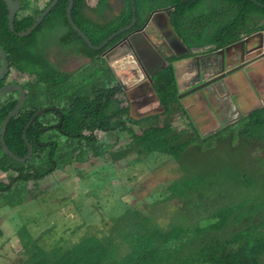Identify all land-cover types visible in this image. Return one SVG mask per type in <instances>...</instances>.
<instances>
[{"label":"trees","instance_id":"1","mask_svg":"<svg viewBox=\"0 0 264 264\" xmlns=\"http://www.w3.org/2000/svg\"><path fill=\"white\" fill-rule=\"evenodd\" d=\"M19 1L21 10L15 19V33L30 28L52 0L47 4H44L45 0ZM101 1L99 9H105L108 0ZM157 1L176 5L172 20L188 47L213 44L214 50H219L246 33L264 29V22L259 23L264 18V7L251 0ZM258 1L264 4V0ZM86 2L75 0L73 19L95 45L102 44L133 20V10L129 7L113 21L92 22L85 15ZM152 3L153 0H136L140 21L150 12ZM68 7L69 0H60L33 34L19 37L9 31L7 6L0 0V46L7 53L9 66L19 76L28 77L24 86L29 99L5 131L8 149L19 158L27 155L24 128L39 109L46 107L48 90L57 95L69 87V95L79 99V105L74 106L67 116V132L53 130L51 145L47 144V133L43 130L45 114L29 127L28 138L34 147L31 160L22 163L7 157L0 144V171L6 174L7 179L6 182L0 181V209L23 205L30 195L33 199L39 198L35 190L40 189L43 180L75 163L86 164L93 158L108 157L118 163L133 155L181 161L189 147L198 143L200 132L197 126L177 129L170 119L158 124L152 121L158 116L140 120L131 117L130 102L123 86L101 56L102 52L91 51L72 29ZM49 21L52 22L51 28H70L61 41L64 50H72L89 61L69 75L72 78L69 84L62 83L65 75L60 66L39 50L37 44L36 34L45 29ZM175 59V56L171 58L170 65L154 78L155 90L169 110L178 107V87L172 64ZM119 94H124L126 100H122ZM16 101L8 98L0 103V129L5 115ZM84 102L91 103L92 113L89 108L82 109ZM180 113L187 114L184 107ZM140 126L143 130L138 134L136 128ZM125 132L130 133V142L120 151H114ZM109 137L115 140L114 144H110ZM216 140L230 142L231 145L237 142L242 146L264 141V108L250 112L216 134L208 135L203 143L210 142L212 148L214 145L211 143ZM183 169L191 170L187 166ZM202 177L198 174L193 182L186 179L181 183L173 182L180 194L165 200L189 199L194 206L187 218L182 217L186 222L160 225L151 217H141V211L132 207L116 219V235L113 237H86L73 246L57 245L51 250L21 225L26 240H29L23 246L24 254L29 257L26 264H264V217L253 216L255 208H247V202L225 204L223 198L207 194L202 189L204 184H197ZM188 188L193 190L192 194L185 191ZM206 207H210V214L204 217L202 210ZM204 219L206 222L202 223ZM3 227L0 224V248L4 244Z\"/></svg>","mask_w":264,"mask_h":264},{"label":"rangeland","instance_id":"2","mask_svg":"<svg viewBox=\"0 0 264 264\" xmlns=\"http://www.w3.org/2000/svg\"><path fill=\"white\" fill-rule=\"evenodd\" d=\"M49 1H44V4ZM87 1L89 4L90 0ZM122 2L118 1V11ZM125 4L132 7L134 0ZM51 25L49 21L45 29L36 34L39 50L57 53L56 48H60L66 52L61 40L70 32V28H51ZM52 61L56 60L52 58ZM119 66H122L119 71L123 79L128 81L123 73L129 72V67L126 68L124 63ZM251 79L264 84V73H255ZM218 82L214 83V88ZM208 88L181 99L187 110L185 118L163 113L157 118L158 121L163 123L169 116L178 129H189V125L195 124L201 134H209L204 129L206 125L199 123L197 115L201 109L206 111L205 103L197 97L208 98ZM119 97L126 100L124 94H119ZM228 121L229 117L225 115L223 122ZM136 130L141 133L142 128L137 127ZM98 137H102L101 134ZM130 140V133L125 132L113 150L120 151ZM108 141L115 143L112 137ZM213 145L211 148L210 142L194 143L181 161L156 156L141 159L138 155L118 163H113L110 157L91 158L86 164L75 163L65 171L54 173L40 183V189L35 190L39 198L33 199L30 195L31 200L23 205L0 209V224L5 232L4 244L0 248L3 255L0 264H16L28 258L23 246L29 240H26L23 226L28 234L50 250L57 245L73 246L86 237H113L116 235V219L132 207L141 211V217H151L160 225L186 222L182 221V217L187 218L194 206L189 199L177 197L171 201L165 200L171 195L180 194L173 182L193 180L198 174L203 175L202 189L207 194L223 198L225 204L247 202V208H255L253 216L264 217V141L242 146L237 142L231 145L230 142L216 140ZM186 166L191 170L184 171ZM5 176L3 174L4 179L0 180H5ZM185 191L189 194L193 192L191 188ZM202 211L205 217L210 214V207ZM205 222L206 219L202 221Z\"/></svg>","mask_w":264,"mask_h":264},{"label":"water","instance_id":"3","mask_svg":"<svg viewBox=\"0 0 264 264\" xmlns=\"http://www.w3.org/2000/svg\"><path fill=\"white\" fill-rule=\"evenodd\" d=\"M5 2L8 10V29L11 32H15V19L17 17L18 12L21 10V3L19 0H2ZM195 0L194 2H196ZM260 5L261 7H264V4L259 2L258 0H251ZM59 2V0H53L50 3V6L36 19V21L33 23V25L28 28L26 31L17 33L16 35L19 37H27L33 34L38 27L42 24V22L45 20V18L49 15L51 10L56 6V4ZM135 4V2H134ZM73 5L74 0H70V6L68 10V17L70 20V23L72 25V28L78 33L79 36L82 37V39L88 44V46L93 51H101L104 47L108 46L111 41H113L115 38L119 37L123 33L127 32L131 28L134 27L136 18L132 25L126 26L116 32H114L112 35H110L102 44L94 45L87 34L78 27L72 17L73 12ZM172 9H175V6L156 11V15L160 13L167 12V17H165L166 22L164 24H160L157 22V19L153 18V21L156 23L157 27L159 28L160 32L163 33V36L167 43L173 48L175 51L176 56L180 55H187L191 53V50H189V47L185 43V41L182 39L181 36L176 32L174 29L172 22H171V14ZM136 11V8H135ZM139 30L134 31L133 33L127 35L124 37L123 40L119 41L118 43L114 44L108 54L107 59L111 64V69L120 81V83L123 85L124 90L126 91L129 100H130V113L131 117L135 119H141L144 117H148L160 112H163L165 110L164 106L160 102L154 88H153V79L152 76L156 75L157 73L162 72L166 65H165V59L164 57L156 50L155 47H152L146 38L139 32ZM259 36V43L256 40H254L252 43L249 42L250 38H257ZM261 42V43H260ZM263 43V32L259 31L256 33H253L251 35H248L241 40L234 42L228 46L220 48V50L215 52V55L218 57L217 63L222 65V69L219 72H213L203 80L207 79L208 77L214 76L217 73L223 72V68L225 65L229 62L230 58L233 56L231 54L232 48L236 46H240L241 51L243 53H251V52H257L259 54L258 58H262L264 54H261V47L259 45H262ZM131 46L134 48V52L137 54L138 60L141 63V65L149 71V81H141V78H138L137 74H133V72H125L123 75H125V78L128 79V81H125L122 77V74L120 73L119 69L122 68V66H119L121 63H124V66L127 68L129 65L133 62L134 56H128L124 57L123 59H120L121 57L127 55L129 53V48L132 50ZM249 48V50H248ZM113 51V52H112ZM7 54L3 50L2 46H0V82L3 81V79L6 77L9 71V65L7 61ZM196 59V58H195ZM198 62H201V58L198 59ZM176 65V64H175ZM152 66H155L152 68ZM177 71V69H176ZM202 72V70H200ZM232 72H228L226 74H219L215 77H211L209 80L205 81L203 84L195 87L193 90L188 91V94H193L195 91L204 89L214 83L217 80L223 79L226 75L231 74ZM178 77V75H177ZM131 82V84H130ZM16 90L19 93L18 102L15 105V107L8 112L7 116L4 119V122L2 124L1 128V145H2V151L9 157H11L13 160L25 163L32 158L33 154V146L28 140L27 137V130L28 127L31 125V123L38 118L41 114H43L46 110H49V108H43L37 111L33 118L30 119L27 126L25 127L24 133H23V140L25 142V145L27 147V155L24 158H19L15 156L11 151H9L4 143V132L7 123L9 120H11L13 117H15L20 110L23 108L25 101H26V91L24 87L21 84H15V85H5L0 87V99L5 96V94L9 91ZM152 103H158V107H154L153 109H149L147 111H144L143 107L147 104ZM54 108V107H53ZM63 114V112H61ZM62 123H60V127L62 126Z\"/></svg>","mask_w":264,"mask_h":264},{"label":"flooded vegetation","instance_id":"4","mask_svg":"<svg viewBox=\"0 0 264 264\" xmlns=\"http://www.w3.org/2000/svg\"><path fill=\"white\" fill-rule=\"evenodd\" d=\"M182 1L185 3L187 2V0H182ZM173 5L175 6V9H176L175 4H168V3L158 2L157 0H153L151 10H150V14L147 16V18L145 20V24L148 25L149 30L152 31V34L150 35L151 42H153L157 46L160 53L166 58L167 65H169L170 59L175 56L176 59L172 61L173 66H174V64H179L180 66H182V63L184 62V64H186L185 68H183L184 70L195 72L194 73L195 79H189L188 83H193L194 81L200 82V81H202V79L206 78L207 76H209L213 72H219L222 69V65H220L216 61V60H218V57L215 55V50L212 47L214 45L208 44V45L203 46V47H189V50H191V53H189L187 55L183 54L180 56H176L175 51L167 43L163 34L160 32L159 28L155 24V22L152 19H149L150 15H151V18L157 19L158 23L164 24V22H166L165 17H167L168 13L164 12V13H160V14L156 15V13H157L156 11L171 8V7H173ZM175 9H172V10H175ZM172 12H174V11H172ZM172 16H173V13L171 14V20H172ZM172 25L175 28L173 20H172ZM175 30L178 33L176 28H175ZM256 31H258V30H256ZM259 31H262L263 35H264V29L259 30ZM246 34H249V33H246ZM246 34H244L242 37L246 36ZM256 39L259 43V37L250 38L249 42L252 43ZM261 47L264 48V42L261 45ZM248 50H249V48H248ZM231 51H232L231 54H233V57L229 63V66L227 68L225 67L224 70L226 72L241 71L247 77H250L251 74L253 73V71L255 70V68L258 66L259 58L255 61H252V60L256 59L257 57H255L254 55L250 57L246 53L244 54L241 51L240 46H236V47L232 48ZM262 53H263V50H262ZM129 54H133V52H132V50H130V48H129V53L127 55H129ZM108 55H110V53ZM108 55H107V57H108ZM199 58H201L200 63L198 62ZM58 62H59L58 65L61 68V72L65 75L64 78L62 79V83L63 84H69V82L72 81V78L69 75L71 73H73L74 71H76L79 66L86 65L89 61L87 59H82L81 57L77 56L74 51L70 50V51H67V53L65 55L58 56ZM200 70H202V72H200ZM13 72L16 74L17 77L11 78V76H8L4 81H1L0 87L4 86L6 84H11V83H21V85L25 88L24 84L28 82V79H27L28 77L25 78L23 76H19L18 73H16L14 70H13ZM64 89H65V91L59 92L57 95L54 94L50 90L47 91L46 108H51V107L56 108L55 110H47L44 113L45 116H44L43 130L47 133V136H48L47 144L48 145H51L53 143V141H52V137H53L52 131L53 130H58L59 132H62V133L67 132V126H65V125H67V123H66L67 116H68V114H70L72 112V108L74 106L79 105V99H76V98L69 95V87H65ZM25 90H26V102H27L29 99V96H28L27 88H25ZM57 96H58V98H57ZM18 97H19L18 91H13L11 93L5 94V96L0 100V103L7 101L8 98H14L18 101ZM87 103L88 102H84L82 109L84 107L89 108V112L92 113L94 108H92L89 105L91 103H88V104ZM205 107H206V111H203L201 109L200 111H197V115H198V117L208 116L217 122V124L215 126L216 132L213 134H216L218 132V130L224 128L226 125L229 124V123H224L219 118V116L216 114V112L210 106V104L208 102L205 104ZM60 110L65 113L64 118H63V115L61 114ZM85 112H86V109H85ZM62 118H63V120H62ZM62 121H63V123H62V126L60 127L59 125ZM208 135H211V134H207L205 137L208 138Z\"/></svg>","mask_w":264,"mask_h":264},{"label":"clouds","instance_id":"5","mask_svg":"<svg viewBox=\"0 0 264 264\" xmlns=\"http://www.w3.org/2000/svg\"><path fill=\"white\" fill-rule=\"evenodd\" d=\"M46 1V0H45ZM53 1V0H52ZM51 1V2H52ZM60 1V0H59ZM118 1L119 0H108V3H107V7L105 8V9H99V6H101V4H102V1L101 0H90L89 1V4H88V1L86 2V4H87V9L85 10V15L87 16V18L90 20V21H92V22H95V23H106V21H113V20H115V19H117V18H119L120 16H122L126 11H127V9L129 8L126 4H125V2H127V0H121V1H123L122 2V4L119 6V8H120V11H118L117 9H116V6H117V4H118ZM195 1V0H194ZM193 1V2H194ZM198 1V0H197ZM196 1V2H197ZM50 2V3H51ZM134 2H135V4H133V6H132V10H133V20L131 21V23H129L128 25H126V26H129V25H132L133 24V22H134V20H135V18H136V22H135V25H134V27L133 28H131L130 30H128L127 32H125V33H123L122 35H120L119 37H117V38H115L114 40H116V39H118L114 44H116V43H118L119 41H121V40H123L124 39V37H126L127 35H129V34H131V33H133L134 31H136V30H139L140 29V33L146 38V40L148 41V43L152 46V47H155L156 48V50L160 53V51L158 50V48H157V46L153 43V42H151V38H150V35L152 34V31H150L149 30V28H148V25H146L145 24V20H146V18H147V16L150 14V12L147 14V15H145V17H144V20H142V21H140L139 20V18H138V8H137V6H136V0H134ZM196 2H194V3H196ZM59 3V2H58ZM57 3V4H58ZM57 4H56V6H57ZM74 5H75V0H74ZM74 5H73V8H74ZM50 6V4L47 6V8ZM55 6V7H56ZM69 6H70V0H69ZM174 6V5H173ZM54 7V8H55ZM46 8V9H47ZM135 8H136V11H135ZM45 9V10H46ZM44 10V11H45ZM68 10H69V7H68ZM176 10V9H175ZM175 10H172V11H175ZM173 13V12H172ZM72 17H73V12H72ZM153 17V16H152ZM68 19H69V17H68ZM149 19H152L153 20V18H151V15H150V17H149ZM74 20V19H73ZM260 20H262V22L260 23V24H262L263 22H264V18H262V19H260ZM69 22H70V20H69ZM75 22V21H74ZM171 22H172V20H171ZM76 24V23H75ZM156 24V23H155ZM70 25H71V23H70ZM77 25V24H76ZM72 26V25H71ZM78 26V25H77ZM126 26H124V27H126ZM79 27V26H78ZM124 27H122V28H124ZM81 28V27H80ZM122 28H120V29H122ZM73 29V28H72ZM119 29V30H120ZM175 29V28H174ZM74 30V29H73ZM261 30H263V29H261ZM75 31V30H74ZM84 31V30H83ZM150 31V32H149ZM76 32V31H75ZM85 32V31H84ZM256 32H259V30L258 31H253V32H251V33H249V34H246V36H248V35H251V34H253V33H256ZM12 33H14L15 35L17 34V33H15V32H12ZM86 33V32H85ZM76 34L78 35V33L76 32ZM163 34V33H162ZM17 36V35H16ZM79 36V35H78ZM88 36V35H87ZM180 36V35H179ZM246 36H244V37H246ZM79 37H81V36H79ZM244 37H242V38H244ZM257 37H259V36H257ZM82 38V37H81ZM241 38V39H242ZM90 39V38H89ZM241 39H239V40H241ZM113 40V41H114ZM239 40H237V41H239ZM62 41V40H61ZM84 41V40H83ZM113 41H111V42H113ZM236 41V42H237ZM85 42V41H84ZM92 42V41H91ZM110 42V43H111ZM263 42H264V35H263ZM86 43V42H85ZM93 43V42H92ZM186 43V42H185ZM261 43V42H260ZM87 44V43H86ZM114 44H109L108 46H106V47H104L103 48V50H101V51H93V50H91V48L88 46V44H87V46L90 48V50L91 51H93V52H102L101 53V56L102 57H104L105 58V60H106V62L109 64V66H110V68H111V64H110V62L107 60V55H108V52H109V50H110V48L114 45ZM232 44V43H231ZM263 44V43H262ZM95 45V44H94ZM230 45V44H229ZM228 46V45H227ZM260 47H261V45H259ZM3 48V47H2ZM131 48H132V52H133V54H129V55H125V56H123V57H121L120 59H123L124 57H128V56H131V55H133L134 56V60H133V62L129 65V71H131V72H133V74H137V76H138V78H141V81L143 82V81H149V79H148V77H149V71H147L142 65H141V63L139 62V60H138V57H137V54L134 52V48L131 46ZM3 50H4V48H3ZM219 50H220V48H219ZM262 50H263V53H262ZM216 51H218V50H215V52ZM56 52L57 53H53L51 50H46L45 51V53L46 54H48L49 55V57H50V59L52 60V58L54 59V60H56V61H54V62H57L58 64H59V62H58V55L57 54H59V53H61V54H64V53H67V52H62L61 50H60V48H56ZM6 53V52H5ZM7 54V53H6ZM161 54V53H160ZM245 54V53H244ZM248 56H255V57H257L256 59H254V60H252V61H255V60H257L258 59V57H259V54L257 53V52H251V53H246ZM261 54H264V48H262L261 47ZM162 55V54H161ZM163 56V55H162ZM164 57V56H163ZM233 57V56H232ZM232 57L230 58V60H229V62L225 65V67L227 68L228 66H229V63H230V61H231V59H232ZM7 59V58H6ZM164 59H165V65H166V67H168L169 65H170V63H169V65H167V60H166V58L164 57ZM251 61V62H252ZM250 63V62H249ZM259 64H261V66H263L264 67V55H263V57L262 58H259ZM8 65H9V63H8ZM176 66H179V64H174V70H175V72L177 73L176 74V81H177V87H178V107H177V109L176 110H169L168 108H167V106L162 102V100L160 99V97H159V95H158V93L156 92V90H155V87H154V83H153V88H154V90H155V92H156V94H157V96H158V98H159V100H160V102L162 103V105L164 106V108H165V110L163 111V112H160V113H157V114H154V115H151V116H158L159 117V115H161V114H165V115H179L180 117H186V115L185 114H181L180 113V110L182 109V107H184L183 106V104H182V101H181V99H185L186 97H188V96H191V95H193V94H195V93H197V92H199V91H201V90H198V91H195V93H193V94H188L187 92L188 91H191V90H193L195 87H197V86H199V85H201V84H203L205 81H207V80H209L211 77L213 78V77H215V76H217V75H219V74H226V73H228V72H226L224 69H225V67L223 68V72L221 71L220 73H217L216 75H214V76H211V77H208L207 79H205V80H203L202 79V81H200V82H196V81H194L193 83H188V80L189 79H195V76H194V73L195 72H192V71H188V70H184L183 68H185V66H186V64H184V62L182 63V66H181V70H180V72L182 71V73L180 74V77H179V72H177L176 71ZM155 66H152V68H154ZM165 67V68H166ZM230 72H232L231 74H229V75H226L223 79H220V80H217V81H215L214 83H216V82H218V84H217V86L214 88V86H215V84L214 83H212L211 85H209L208 87H206V88H208V90H209V92H208V98H203V97H197V99H201L202 100V102H204L205 104L208 102L209 104H210V106L214 109V111L216 112V111H218V108H219V106H218V99H223L224 97H225V95H224V91L225 90H227V88H221V83H225V80L227 79V78H229V77H231V76H233V75H235V74H237V73H240L241 71H230ZM159 73H157L156 75H154V76H152V79H153V82H154V78L158 75ZM177 75H178V77H179V80H178V77H177ZM8 76H11V78H14V77H17L16 76V74L13 72V70H12V68H11V66H9V71H8V74L6 75V77L3 79V81L8 77ZM211 78V79H212ZM249 78V80H250V83L251 84H253V82H252V79H251V76L250 77H248ZM118 79V78H117ZM183 79H185V84L184 85H182L183 83H182V80ZM210 79V80H211ZM119 81V80H118ZM180 81H181V85H180ZM120 82V81H119ZM1 83V82H0ZM15 84H17V83H11V84H9V85H15ZM18 84H21V83H18ZM6 85H8V84H6ZM122 85V84H121ZM5 86V85H4ZM123 86V85H122ZM2 87V86H1ZM25 89V88H24ZM124 89V88H123ZM184 89H187L186 90V92L185 93H183V94H181V91H183ZM205 89V88H204ZM13 91H16V90H12V91H9V92H7V93H11V92H13ZM26 91V90H25ZM124 92H125V94L127 95V93H126V91L124 90ZM6 93V94H7ZM181 94V95H180ZM128 96V95H127ZM213 96H215V98H213ZM4 97V96H3ZM2 97V98H3ZM1 98V99H2ZM0 99V100H1ZM128 99H129V97H128ZM17 102L18 101H16V103H15V105L17 104ZM129 102H130V100H129ZM25 104H26V101H25ZM25 104H24V106H25ZM15 105L11 108V109H9V111H11L14 107H15ZM158 103H152V104H147V105H145L144 107H143V109H144V111H147V110H149V109H153L154 107H158ZM24 106H23V108H24ZM222 106H224L225 108L226 107H228V105H226V104H222ZM23 108L20 110V112L23 110ZM44 108H46V107H44ZM264 108V104H262V105H259V106H257V107H254V108H251V109H249V110H247V111H242V110H234L233 111V113H234V115H233V117L228 121V122H226V123H237L242 117H245V116H247L250 112H252V111H254V110H259V109H263ZM43 109V108H42ZM56 108L54 107V108H49V110H55ZM184 109L186 110V108L184 107ZM40 110V109H39ZM38 110V111H39ZM130 110H131V107H130ZM8 111V112H9ZM47 111V110H46ZM45 111V112H46ZM20 112L17 114V115H19L20 114ZM44 112V113H45ZM60 112H63V111H61L60 110ZM186 112H187V110H186ZM43 113V114H44ZM8 114V113H7ZM7 114L5 115V117L7 116ZM43 114H41V115H43ZM62 114V113H61ZM64 112H63V118H64ZM131 114V113H130ZM16 115V116H17ZM35 115V114H34ZM40 115V116H41ZM15 116V117H16ZM151 116H148V117H151ZM5 117H4V119H5ZM15 117H13V118H15ZM34 116H32L31 118H33ZM148 117H144V118H148ZM158 117H156V118H154L152 121L153 122H157L158 124H162L160 121H158ZM12 118V119H13ZM30 118V119H31ZM63 118H62V120H63ZM203 118H205L204 116H202V117H199V123H201L202 124V119ZM206 118H209L208 116H206ZM11 119V120H12ZM30 119H29V121H30ZM37 119V118H36ZM35 119V120H36ZM135 119V118H134ZM141 119H143V118H141ZM166 119H169V116L166 118ZM165 119V120H166ZM11 120H9V122H11ZM34 120V121H35ZM137 120H140V119H137ZM164 120V121H165ZM28 121V122H29ZM33 121V122H34ZM164 121H163V123H164ZM3 122H4V120H3ZM3 122H2V124H3ZM8 122V123H9ZM33 122L31 123V125L33 124ZM63 122V121H62ZM8 123H7V125H6V128H5V131H6V129H7V126H8ZM28 124V123H27ZM27 124H26V126H27ZM172 124H173V122H172ZM30 125V126H31ZM25 126V127H26ZM29 126V127H30ZM189 126H191V128H193V126H195L196 127V125L194 124V125H189ZM29 127H28V129H29ZM1 128H2V125H1ZM140 128H142L141 126H140ZM178 129V128H177ZM205 130H207V131H209L210 133L209 134H213V133H215L216 132V129H215V127H212L211 129L209 128V127H205L204 128ZM24 130H25V128H24ZM143 130V129H142ZM142 132V131H141ZM200 132V131H199ZM24 133V132H23ZM136 133H138L137 131H136ZM138 134H140V133H138ZM4 135H5V132H4ZM206 136V135H205ZM203 134H201L200 133V136H199V140H198V142H200V143H203V141L205 140V137ZM27 137H28V130H27ZM28 140H29V138H28ZM30 142V141H29ZM213 142L214 141H212V145H213ZM4 143H5V140H4ZM0 144H1V129H0ZM5 145H6V143H5ZM6 147H7V145H6ZM192 147V146H191ZM191 147H189V150H191ZM1 148H2V145H1ZM34 148V147H33ZM201 148H202V146H201ZM200 148V149H201ZM7 149H8V147H7ZM9 150V149H8ZM189 150H188V152H189ZM9 151H11V150H9ZM12 152V151H11ZM2 153L4 154V155H6L3 151H2ZM13 153V152H12ZM7 156V155H6ZM7 157H9V156H7ZM141 159H146V158H149V157H153V155L152 156H149V157H141V156H139ZM9 158H11V157H9ZM113 161V163H116L114 160H112ZM4 173H2V174H0V179H4V178H2V175H3ZM6 175V174H5ZM195 179V178H194ZM194 179L192 180V182L194 181ZM0 181H3V182H6L7 181V179H6V176H5V180H0ZM197 184H199V185H203L204 184V178L202 177L201 179H200V181L197 183ZM29 200H31V199H29ZM13 208H15V207H13ZM61 246H64V245H61ZM56 247V246H55ZM54 247V248H55ZM53 249V248H52ZM51 250V249H50ZM0 259H3V255H2V253H1V249H0ZM29 259V257L27 258V259H21L19 262H17L16 264H26V261Z\"/></svg>","mask_w":264,"mask_h":264},{"label":"crops","instance_id":"6","mask_svg":"<svg viewBox=\"0 0 264 264\" xmlns=\"http://www.w3.org/2000/svg\"><path fill=\"white\" fill-rule=\"evenodd\" d=\"M177 72H179V77L182 71L181 66H176ZM255 73H264V67L258 63V66L255 68L251 74V78ZM178 77V80H179ZM185 79L180 81V85L185 84ZM253 84L250 83L249 78L242 72L237 73L225 80V83H221V88H227L224 91L225 97L223 99H218V111L216 114L223 121L224 116L228 115L231 119L234 115V110L247 111L251 108L257 107L264 104V84L262 82L253 81ZM236 96V98H235ZM215 98V96H213ZM222 104L228 105V107L222 106ZM202 124H205L210 129L215 127L217 122L212 118H203Z\"/></svg>","mask_w":264,"mask_h":264}]
</instances>
